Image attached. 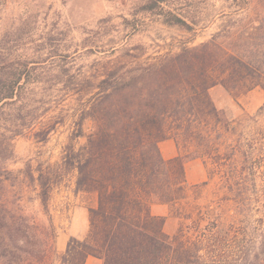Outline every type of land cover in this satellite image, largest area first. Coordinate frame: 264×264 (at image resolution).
Wrapping results in <instances>:
<instances>
[{
  "label": "trees",
  "instance_id": "trees-1",
  "mask_svg": "<svg viewBox=\"0 0 264 264\" xmlns=\"http://www.w3.org/2000/svg\"><path fill=\"white\" fill-rule=\"evenodd\" d=\"M185 1L146 0L140 8L164 25L191 32L204 18L183 6ZM239 1L244 10L252 2L258 8L253 15L239 9L221 15L209 39L174 53L144 56L143 47L124 44L118 57L101 64L94 81L86 79L57 169L35 177L26 171L46 214L50 178L53 183L74 173V192L89 198L87 235L69 237L61 264H84L88 255L101 264H264L263 232L243 226L219 236L209 225L213 222L201 227L199 218L194 228L180 223L168 234L165 216L150 212L152 202L173 207L185 198V160L209 154L211 132L218 137L221 125L226 128L209 90L216 85L228 91L264 90V0H233ZM131 22L125 17L122 23ZM134 49L137 53L130 52ZM31 74L24 60H0V264H43L50 248L51 222L29 223L6 194L15 177L2 166L13 154L14 137L43 109L44 101L30 96L39 82ZM53 127L43 125L34 136L44 140ZM169 138L178 154L165 159L159 142ZM186 145L194 149L183 153ZM214 156L220 158L217 152Z\"/></svg>",
  "mask_w": 264,
  "mask_h": 264
},
{
  "label": "rangeland",
  "instance_id": "rangeland-1",
  "mask_svg": "<svg viewBox=\"0 0 264 264\" xmlns=\"http://www.w3.org/2000/svg\"><path fill=\"white\" fill-rule=\"evenodd\" d=\"M145 1L0 0V60L28 62L31 76L39 79L30 96L35 97L33 102L44 101L40 117L30 118V126L14 137L13 154L2 163L15 177L8 181L6 194L29 216V223L34 227L36 223L52 224L43 264H61L65 250L56 249V237L66 231L80 207L87 208L90 202L87 195L74 192V173L53 183L50 178L46 214L37 195L38 186L27 178L26 171L35 177L38 171L57 169L80 109V98L88 88L86 79L94 81L101 64L118 57L124 44L143 47L144 56L174 53L183 45L209 39L222 22L221 15H231L236 9L253 15L258 8L254 2L244 10L242 1L186 0L182 5L204 18L188 32L142 12L140 5ZM125 17L132 20L127 27L122 23ZM133 24L138 30L134 31ZM209 95L223 111L226 128L221 125L218 137L211 132L210 153L200 158L206 179L188 184L185 198L173 207L168 205L176 227L171 234L180 223L194 228L199 218L203 219L201 227L213 222L209 225L219 236L243 226L264 233V90L256 86L228 91L216 85ZM48 124H53V129L44 140L37 139L34 132ZM84 131H90L88 122ZM78 141L84 143L85 138ZM185 148L193 150L194 146L182 147L183 153ZM187 213L190 219L185 218ZM85 236L73 237L82 240Z\"/></svg>",
  "mask_w": 264,
  "mask_h": 264
},
{
  "label": "crops",
  "instance_id": "crops-1",
  "mask_svg": "<svg viewBox=\"0 0 264 264\" xmlns=\"http://www.w3.org/2000/svg\"><path fill=\"white\" fill-rule=\"evenodd\" d=\"M159 148L163 158L168 159L176 156L178 150L172 139H165L159 142ZM184 176L187 184H195L204 181L207 177L204 163L199 157L184 162ZM150 212L154 215L165 216L164 231L171 234L175 227L172 223V219L169 216V206L165 203L152 202L150 204ZM89 220L87 208L80 207V210L75 213L74 218L70 222L66 231H62L56 237L55 245L58 251H64L67 242L71 236L83 237L88 231ZM84 264H101V260L97 257L88 255Z\"/></svg>",
  "mask_w": 264,
  "mask_h": 264
}]
</instances>
